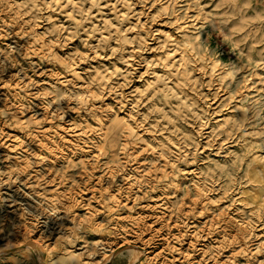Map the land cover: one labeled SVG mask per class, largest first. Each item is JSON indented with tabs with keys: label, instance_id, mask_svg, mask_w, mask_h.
<instances>
[{
	"label": "rangeland",
	"instance_id": "obj_1",
	"mask_svg": "<svg viewBox=\"0 0 264 264\" xmlns=\"http://www.w3.org/2000/svg\"><path fill=\"white\" fill-rule=\"evenodd\" d=\"M68 1L0 0V264H264V0Z\"/></svg>",
	"mask_w": 264,
	"mask_h": 264
},
{
	"label": "bare ground",
	"instance_id": "obj_2",
	"mask_svg": "<svg viewBox=\"0 0 264 264\" xmlns=\"http://www.w3.org/2000/svg\"><path fill=\"white\" fill-rule=\"evenodd\" d=\"M67 2H69V1L67 0ZM95 4L96 3L94 1H92V5H95ZM124 17H125V15H122V18H124ZM10 18L13 19L14 17L11 16ZM12 19L10 20L11 22H12ZM18 30L19 29H17V30H14V29L13 30H10V33L12 32V38H17V37H18V39L19 38H25V40L21 43V46H25L26 48H30L27 45H30V44L31 45H35V48H32L29 51V54L28 53H24L25 55L26 54L27 55H32L34 57L37 56L40 59H44V60L47 59V60L53 61L54 63H56L57 65H59V66H61L63 68V71L66 73V76H67V82H71V83L73 82L72 84H77V83H75L73 81L75 79V75L77 73H76V70L74 68H71V65L65 64L63 62L64 61L63 59H60V58L56 57L55 52H53L52 50H50V48L45 43L39 41L36 38V36L30 35L29 33H28V35H24V34H26L25 30H20L19 32H18ZM117 32L120 33L121 30H119ZM27 36H28V38H26ZM118 36H121V35H118ZM166 38L168 39V38H170V36H167ZM121 39H123V38H121ZM170 40H173V38H170ZM186 44H187V41L184 40V47H185ZM181 52H182V50H181ZM165 53H167V54L165 55V58H164V62H163L164 66H166L169 61H172V62L177 61V64L178 65H181V64H184L185 63L186 57L183 55V53H181V54L179 53L178 54V53H176V50L166 51ZM166 60H168V61H166ZM114 70H116V68H114ZM177 72L178 73L185 74V69L184 68L182 70L177 69ZM97 80H98V83H100L102 81L104 82L106 80V77L103 76V75H101V76H98ZM3 86H4V84L1 85L0 87H3ZM78 87L80 88V90L83 93H87V95L89 96V98H94L95 97V94L92 93L90 90H88V88L82 86V84H80ZM178 87H180V84H178ZM169 88H171V87H169ZM158 91L160 93H163V90H158ZM154 94L160 95L156 91H155ZM177 98H179V97H177ZM179 100H180V98H179ZM87 115L91 118V120L94 121L95 126L97 127V129L100 130V131H102V133L100 135H102L104 137L105 141L106 142L113 141V139H114L113 135L115 133V130H117L116 129V126L117 125L116 124H110L106 128V130H104V125H103V121L104 120H103V118L100 117V115L98 114L97 111H95L94 109L93 110L92 109H88ZM62 128H63V126H61V124H59L57 127H55V130L60 131V130H62ZM69 128L70 127H68L67 129H69ZM70 132H72L71 133V136H78L81 133V131L79 129H72V131H70ZM82 132H83V130H82ZM39 147L41 149H48V148H50L47 145V143L44 142V141H41L39 143ZM173 185H175V184H173ZM5 246H7V244ZM22 246L25 247L26 245L25 244H19L18 245V247H22ZM25 248H26V250H29L27 246ZM108 251H111L110 248H109ZM137 254H138L137 252H133L132 253V258L135 259L137 257ZM105 259H108V258L106 257Z\"/></svg>",
	"mask_w": 264,
	"mask_h": 264
}]
</instances>
